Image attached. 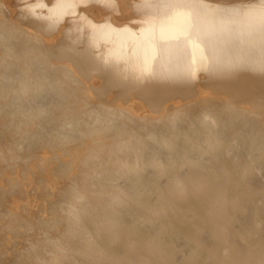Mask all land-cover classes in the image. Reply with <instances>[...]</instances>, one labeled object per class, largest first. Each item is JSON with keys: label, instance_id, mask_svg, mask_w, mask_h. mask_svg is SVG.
<instances>
[{"label": "bare ground", "instance_id": "1", "mask_svg": "<svg viewBox=\"0 0 264 264\" xmlns=\"http://www.w3.org/2000/svg\"><path fill=\"white\" fill-rule=\"evenodd\" d=\"M0 264H264V0H0Z\"/></svg>", "mask_w": 264, "mask_h": 264}]
</instances>
